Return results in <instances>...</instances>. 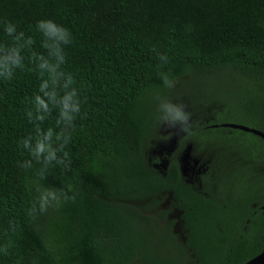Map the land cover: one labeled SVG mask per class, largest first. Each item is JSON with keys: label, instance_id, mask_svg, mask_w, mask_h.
<instances>
[{"label": "trees", "instance_id": "trees-1", "mask_svg": "<svg viewBox=\"0 0 264 264\" xmlns=\"http://www.w3.org/2000/svg\"><path fill=\"white\" fill-rule=\"evenodd\" d=\"M0 19L35 36L37 53V20L68 27L63 67L86 98L68 167L44 181L75 199L33 217L39 165L19 167L30 158L19 141L32 132L24 113L39 83L28 54L23 70L0 81V244L10 243L0 264H244L263 250L264 139L221 125L264 133V0H0ZM178 85L198 106L193 115L206 111L179 141L208 163L191 179L178 156L164 168L146 156L158 129L154 96L178 97Z\"/></svg>", "mask_w": 264, "mask_h": 264}, {"label": "clouds", "instance_id": "clouds-1", "mask_svg": "<svg viewBox=\"0 0 264 264\" xmlns=\"http://www.w3.org/2000/svg\"><path fill=\"white\" fill-rule=\"evenodd\" d=\"M34 30L40 38L43 52L33 51L36 37L26 35L19 30L18 24L0 19V31L8 38L0 43V81H11L17 70H23L27 59L34 66L39 83L36 91L28 98V108L25 118L33 126L32 132L19 141V146L27 152L29 159L20 162L21 169H33V162L39 165L32 178L30 186L32 198L29 215H44L49 210H58L64 203L75 199L70 194L71 189L65 190L44 184L50 170L57 165L68 167L70 163L68 146L72 142L76 130V121L85 114L83 106L86 98L76 86L74 76L65 71L66 47L73 43L72 31L52 19H40L35 22ZM155 51L161 65L168 63V56ZM160 80L165 89L175 86V79L167 72L160 73ZM155 112L158 127L177 129L191 136L193 121L192 113L182 101L167 95L156 94ZM55 112L53 126L44 124ZM157 127V128H158ZM167 135L162 139H167ZM14 231V222L9 221L5 230L7 235ZM9 242L0 244V253H7Z\"/></svg>", "mask_w": 264, "mask_h": 264}, {"label": "rangeland", "instance_id": "rangeland-1", "mask_svg": "<svg viewBox=\"0 0 264 264\" xmlns=\"http://www.w3.org/2000/svg\"><path fill=\"white\" fill-rule=\"evenodd\" d=\"M175 88H174L175 94L178 97H171V98L182 101L185 105H187L188 110L191 113H193L194 110H197L196 108H198V106L193 105L194 103L191 102V99L189 98V96L180 94V92L182 91L181 85H178ZM233 88L237 95L238 92L240 91V87L236 80L233 82ZM220 103L222 102L220 101ZM200 112H201L200 114L198 113H196V115L192 114L193 122L197 118H199L200 116L206 113L205 108L201 109ZM227 114L228 113L225 112L224 115H227ZM222 118H226V117H222ZM168 133H171V135H169L167 139L161 138L162 136L167 135ZM183 135L184 133L178 131L177 129L166 128L163 125L159 126L155 132V139L151 141V144L147 150L146 156H147L148 161L157 159V162H156V164H158L157 166L162 167V168L165 167V164L167 162L166 159L169 156L171 155L178 156V160H180V164H181V171L183 172V174L187 175L191 179L192 176L199 174L201 171H205V169L208 168V163L205 160L204 162H201L199 159L195 157L196 153L194 151V148L190 144H188L184 148L179 145V141L183 138ZM211 166H212V163L209 164V168ZM218 169H219L218 164L214 163L212 166V172L210 175L216 181L220 182L219 173H216ZM180 225L181 224L177 221L176 222L177 231H180V227H179Z\"/></svg>", "mask_w": 264, "mask_h": 264}, {"label": "water", "instance_id": "water-1", "mask_svg": "<svg viewBox=\"0 0 264 264\" xmlns=\"http://www.w3.org/2000/svg\"><path fill=\"white\" fill-rule=\"evenodd\" d=\"M221 126L223 127H231V128H235V129H240L246 132H251L257 136H259L260 138L264 139V133L259 131V130H255V129H251L248 128L244 125H239V124H233V123H223ZM244 264H264V246H263V250L254 258L248 260L246 263Z\"/></svg>", "mask_w": 264, "mask_h": 264}]
</instances>
